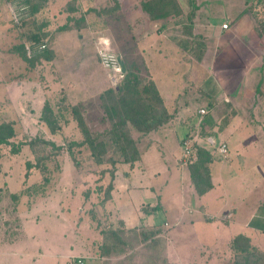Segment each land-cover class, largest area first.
<instances>
[{
	"label": "rangeland",
	"instance_id": "rangeland-1",
	"mask_svg": "<svg viewBox=\"0 0 264 264\" xmlns=\"http://www.w3.org/2000/svg\"><path fill=\"white\" fill-rule=\"evenodd\" d=\"M95 1L100 7L108 3V0ZM162 1L122 0V20L107 21V26L103 25L104 30L101 29V23L98 24V28L108 36L111 42L110 50L119 57L123 70L127 68L128 63L133 64L134 61L137 64V73L140 78L138 89L141 90L147 82H151L157 93L156 78H152L149 72L143 68L145 54H143L142 41L145 40V36H149L154 31H161L160 38L167 37L168 40L175 43L176 32H180L183 27V34L186 35L185 29L190 25L187 22L169 23L163 29H156L159 26L158 23L144 22L143 19H140L144 14L146 15L147 11H151L154 15L160 14L161 10L165 9L161 6ZM188 8L189 6L183 7L184 19L189 13ZM44 13L46 12L43 11L42 14ZM133 18L136 19V24L129 23ZM263 21L264 0H195V40L191 41L192 39L185 36L182 38L183 34L178 35L179 43H184V45L182 44L184 63L177 73L181 75L184 87L192 83L193 71L190 68V63L195 55V87L200 86L205 80L206 72L213 67L211 75H213L214 82L221 84L226 90H231L230 95L223 93L216 95L214 98L217 101L213 104L210 103L212 101L205 99L202 87L195 88V120L200 123L202 119L203 121H206V118L210 119L208 124L197 123L198 126H195V129L198 130L202 142H205L203 138L206 135L213 134L217 138L214 145L224 139L227 147L231 148L234 143L240 141V136L233 133L234 130H245L247 133L243 134V139L247 140L245 143L243 142V150L254 155L257 152L259 155L258 157H248L247 153V157L245 155L239 157V151L235 150L238 158L231 159L227 166L229 165L232 170L235 161L237 167L234 168L240 173H249L253 166L247 165V161L251 163L252 158H255V160H259L257 164L261 166L264 174V35L261 33L260 26V22L263 23ZM148 36L147 39H149ZM159 40L161 39L158 37L157 41L159 42ZM138 42L142 46L136 45L137 48L134 51L133 43L137 44ZM185 43L195 44L193 54L185 50ZM13 44H15L14 40ZM21 47L23 48L22 45ZM120 49H122L126 61L122 59V55L119 53ZM168 49L173 51L174 46ZM156 51H159V47ZM198 54H202L201 59L205 60L202 64L198 63L201 59L196 60ZM155 57L154 61L158 62L159 56ZM78 72L80 71L78 70ZM91 73L96 81L94 88L90 89L88 94L92 100L83 104L79 103L78 97H75L76 94L73 93L69 96L71 102L66 99L65 103H61L59 100L56 101L55 96L52 95V101L49 102V105L43 106L40 115L39 111L36 112L33 109L37 108V105L33 106L29 102L10 101V98L4 102V98L0 96V126H8L13 135L8 138L7 144H0V244L9 245L0 247V264H29L30 261L23 258L20 253L24 256L32 253L37 255L36 249L39 247L33 248V244L36 245L35 242L45 248L44 244L50 243L54 239L53 244L55 245L49 251L66 250L67 244L61 240L59 232L61 230L54 231L52 228L57 221L54 217L66 225L61 229L67 230V232L69 230V234L80 230L79 225L84 219L91 229L102 231V237L95 236L93 241L91 240L92 244L99 243L98 249L94 247L87 254L79 250V254L84 252L86 256L93 255L98 264H169L167 256L164 254V248L165 242L166 245L174 243L170 228L169 231L161 229L159 235L152 236L148 231L132 232L123 229L121 231L118 221L111 217V209L108 210L105 207L108 202L106 199L108 186H112L116 174L119 178L124 177L129 163H124L121 151L116 150L110 141L101 135L110 126L102 110L101 98L106 92L103 91L102 84L106 82L107 76L98 67ZM9 74L11 73L9 72ZM54 77H50L49 81L44 79V83H50ZM73 92L76 91L73 90ZM56 94L58 98L65 99L57 90ZM150 97L152 96L150 95ZM155 101H152L155 108L152 115L155 118L153 120L151 114L148 118L151 124L160 119L165 121L161 110L166 108L162 102L156 104ZM44 108H49L51 114L44 113ZM200 109H204L203 115L199 113ZM117 110L119 109L117 108ZM166 111L168 110L166 109ZM172 111L173 109L169 110L168 114L166 113L169 116L167 122L173 124L175 131L181 130L182 119H172L174 117L170 114ZM45 116L50 120L56 119L58 129L54 134L50 132L48 124L43 121ZM79 119L88 132L93 135L92 138H97L95 142L103 145V152L98 156V159L92 157L87 144L72 145L70 151L67 150L72 142L78 143L83 140L84 136L78 125ZM118 119V117L114 118V120ZM163 121L155 130H152L153 134H149L152 131L141 134L129 123L126 127L124 126L123 132H126L135 142L138 160L142 150L151 142V138L154 141L155 135L158 137L160 129L167 124ZM183 121L185 120L183 119ZM137 125L144 126L140 121ZM181 135L182 130L180 134H177L180 142L175 144L176 140H174L171 144L175 145L174 149L177 150L178 156L181 154L183 156L184 152L181 151L183 148ZM195 146L200 147L201 141L195 143ZM253 148H255L254 151ZM210 155L212 162L209 163L207 169L209 178H211V173H216L218 164L227 160L225 156L224 158L218 157L216 152L215 154L214 152L210 153ZM182 159H186V164L180 166L181 162L175 161V167L177 169L181 167L183 173L189 174L188 186L194 187L188 166L196 159V156L188 158L183 156ZM28 164L31 165L30 168ZM180 174L182 175V173ZM257 188L264 193V177L257 182ZM57 202L61 207H58L56 211ZM96 206L101 207L99 217L94 211ZM35 207L36 210L33 211ZM69 208L74 210V213L70 215L72 218L71 222L69 221L70 228H68L66 220L68 218L65 215V212H69ZM58 211L63 215L54 214ZM33 226L39 227L40 230H36ZM249 241L257 251L264 252V236L256 240L258 245L251 244L250 239ZM100 244L102 245L99 246ZM41 246L39 254L46 257L48 254L46 255V252L41 250ZM80 247L82 248V245ZM229 249L228 251H230ZM96 253L97 257H95ZM194 254L195 252L189 256L185 255L184 264H195L192 263ZM36 255L33 258L40 261L35 264H46L42 262L41 256L39 258ZM101 255L109 258L99 260ZM168 256L170 257V255ZM217 258L220 259L219 264H232L233 253L231 252L229 255L222 252ZM171 261L174 262L172 259ZM67 264H74L73 260ZM85 264H91V262Z\"/></svg>",
	"mask_w": 264,
	"mask_h": 264
},
{
	"label": "crops",
	"instance_id": "crops-1",
	"mask_svg": "<svg viewBox=\"0 0 264 264\" xmlns=\"http://www.w3.org/2000/svg\"><path fill=\"white\" fill-rule=\"evenodd\" d=\"M26 1H30L34 6L38 4V11L34 14H31L30 11L22 12V16L15 23L12 10L21 8V6L26 7L24 0H0V96L4 98V102H7L8 98L10 101L19 103L29 102L33 106L37 105V108L33 109L36 112L39 111V115L43 106L49 105V102L52 101V95L55 96L56 101L59 100L62 103L66 99L69 100V96L75 93L78 102L83 104L92 100L88 94L90 89L94 88L96 81L91 72L97 67L107 76L106 82L102 84L104 92L118 86L122 79L101 66L97 50L101 44H107L109 49L111 48L108 36L103 34V25L107 26V21L122 20V0H108V3L102 7L95 0ZM142 2H146V0H142ZM169 3L172 4V8H175L172 9V13L167 14L166 9L155 15L151 11H147L146 15L144 14L140 19H143L144 22L158 23L159 26L156 29H163L169 23L187 22L191 28L190 37L183 34V27L180 32H176L175 43L168 40L166 36L165 39L160 38L162 36L160 30V32L154 31L149 36L147 35L149 39L145 36V40L142 41L143 54H145L143 68L149 72L152 78H156L155 86L161 102L168 111L173 109L170 113L174 116L172 119H182L181 143L188 141L190 147V145L201 141V146L204 149L215 154L217 146L226 145V142L222 139L219 140L220 143L214 145L217 138L213 134L206 135L203 138L205 142L199 138L198 130L195 129L199 123L195 120V88L202 87L205 99L212 101L210 103L213 104L217 101L214 98L216 95L220 93L230 95L231 90H226L221 84L214 82L213 75H211L213 67L206 72L205 80L200 86L195 87V55L190 63V68L193 71L192 83L184 87L181 75L177 73L184 63L182 50L184 43L180 44L178 40L182 34V38L185 36L192 39L191 41L195 40V0H174L173 3L170 0H163L161 6L165 7ZM115 6H119L120 9L115 12L109 10ZM184 6H189V13L186 14L185 19L182 15ZM43 11L46 13L42 14ZM131 22L136 24L137 21L133 18L129 21V23ZM99 23H101L102 30L98 28ZM158 37L161 39L159 42L157 41ZM37 38L38 41H35ZM13 40L15 44H13ZM138 43H133L134 51H136V45H141ZM41 45L45 47L39 50L38 47ZM172 46H174L173 51H169L168 48ZM157 47H159V51H156ZM193 52L194 50L192 54ZM119 53L126 61L122 49ZM156 55L159 56L158 62L154 61ZM204 61L201 59L198 63L202 64ZM127 66L130 70H138L134 61L133 64L128 63ZM52 75L55 76L54 80L44 83V79L49 81L50 77H53ZM56 90L65 99L58 98ZM209 121L210 119L206 118V121L202 119L200 123L204 125ZM173 128V124L167 122L165 127L160 129L159 136L155 135L154 141L151 138V142L142 150L140 159L128 165L124 177L119 178L117 174L115 175L108 202L104 206L108 210L111 209V217L118 221L121 231L122 229L132 232L148 231L152 236L159 235L161 229L163 231L170 228L174 243L166 245L165 242L164 248V254H166L169 264H184L185 255L189 256L193 252L195 254L192 256V263L217 264L220 261L217 257L222 252L230 255L229 245L237 235L245 236L251 240V244L258 245L256 240L264 236V193L257 188V182L263 179L264 174L261 166L257 164L259 160L252 158L251 163L247 161V165L253 166V169L249 171L250 174L237 172L235 161L232 170L229 165L227 166L231 159L238 158L235 150L239 151V157L248 156L249 153L247 152V154L246 150H243V144L247 140L243 139V134L247 132L240 129L234 130L233 133L240 136V141L234 143L232 148L226 145L225 159L227 160L217 163L219 167L216 173H211V189L199 195L194 187L188 186L189 174L183 173V168L175 167L176 162H181L180 166L186 164V159H182L183 156L188 158L195 153L190 148L191 154L186 156L183 152L184 145L182 150L180 145L183 156L182 154L178 156L177 150L174 149L175 145L171 144L174 140L177 141L175 144L180 142L177 134H180L181 130L175 131ZM149 134H153V131ZM210 139L213 143H209ZM206 141L208 142L206 143ZM258 155L259 153L256 152L255 155L252 153L248 157H258ZM251 178L253 180H250ZM100 206H96L94 210L97 217H99ZM58 207L61 206L57 202L56 211ZM34 210L36 207L33 208ZM72 213H74L72 208H69L68 213L65 212L68 218L66 219L68 228L71 225L69 221L72 219L70 216ZM54 214L61 215L62 212L58 211ZM54 218L57 221L56 226L54 225L52 228L54 231L61 230L59 231L61 240L67 244V249L49 251L55 245L53 239L52 242L47 243L48 245L44 244L45 248L35 242L36 245L33 244V248L39 247L35 248L37 255L25 254L26 258L20 253L21 256L28 259L29 264L38 263L40 260L33 257L36 255L40 258L42 255L39 254L41 246V250L43 249L46 255L48 254L46 257L41 256L42 262L46 264H67L70 260H73L74 264H85L89 261L91 264H98L93 255L86 256L84 252L87 254L94 247L98 249L99 243L92 244L91 242L95 236L102 237V231H94V228L91 229L84 219L79 225L80 230L69 234V230L67 232V230L61 229L66 225L57 217ZM33 227L40 230L39 227ZM7 246L9 245L0 244V247ZM79 250L84 251L83 254H79ZM171 255L174 256L171 257ZM95 257H97V253ZM108 258L101 255L99 260ZM171 259L174 260L173 263Z\"/></svg>",
	"mask_w": 264,
	"mask_h": 264
},
{
	"label": "trees",
	"instance_id": "trees-1",
	"mask_svg": "<svg viewBox=\"0 0 264 264\" xmlns=\"http://www.w3.org/2000/svg\"><path fill=\"white\" fill-rule=\"evenodd\" d=\"M170 2H174V0H170ZM26 5V12L30 11L31 14H34L38 11L39 5L35 4V6L30 2L24 0ZM172 4H167L165 9L167 14L172 13L171 7ZM120 9L119 6H115L109 9L112 12ZM261 33L264 35V21L260 22ZM190 26L185 29L186 36L188 37L190 34ZM190 37V36H189ZM38 41V38L35 40ZM185 50L188 52H192L195 50L194 43H185ZM202 48V46H201ZM203 50V49H201ZM202 54L197 55V60L201 59ZM125 68V73L122 80L119 82L118 86L112 90L106 91L102 95V110L106 115L107 122L109 123V129L101 134L105 139L109 140L112 146L115 149L121 151V155L123 157L124 163L132 164L136 160H138V150L135 146V142L131 139V137L123 132L124 126L131 124L135 127V129L141 134H147L152 130H155L160 123L163 121L160 119L158 122L151 124L148 121L150 114L154 120L155 116L152 114L155 112V108L152 104L153 100H156V104H161V100L158 96L157 91L154 88V85L151 82H147L145 86L142 87L141 90L138 89V84L140 82V78L138 76V71L134 69L130 70L128 66ZM150 95L152 97H150ZM117 108L119 110H117ZM122 109V110H121ZM161 115L165 118L164 123H167L169 116L166 114V110H161ZM49 112V108H44V113ZM51 114V113H50ZM115 117H118V120H114ZM56 119L50 120L45 116L43 121H45L50 127V132L52 134L55 133V130L58 129ZM142 122L144 125L140 127L137 125ZM163 124V123H162ZM78 125L80 126V130L83 133V140L81 142L75 143L72 142L67 150L70 151V147L72 145L82 146L87 144L90 148L92 157H96L102 154L103 145L101 143H96L95 140L97 138H92V134L88 132V130L84 127L83 122L79 119ZM11 129L8 126H0V144H7L8 138L12 137ZM191 149L195 150L196 159L189 164L188 169L190 171V177L192 183L194 185V189L197 194L202 195L209 189H211V183L209 178V172L207 171L209 163L212 162V157L210 153L204 149L203 147L191 145ZM97 163H100L97 161ZM29 168L31 165H29ZM111 187L108 186L106 199H109V192ZM115 235V233H113ZM116 236V235H115ZM230 250L233 253V261L232 264H264V252L257 251L254 247L250 245V241L247 237L242 235L235 236L230 244Z\"/></svg>",
	"mask_w": 264,
	"mask_h": 264
},
{
	"label": "built area",
	"instance_id": "built-area-1",
	"mask_svg": "<svg viewBox=\"0 0 264 264\" xmlns=\"http://www.w3.org/2000/svg\"><path fill=\"white\" fill-rule=\"evenodd\" d=\"M22 12L26 13V7H22L21 8H15L14 10H12V17L14 22H18V20L20 19V16H22ZM224 28H226V26H224ZM107 44H101L98 47L97 50V55H98V60L101 64V66L110 71L114 76H117L119 79L123 78L124 76V70L122 67V64L118 58V56L116 54H114L108 47ZM44 45H41L39 48V50L44 49ZM199 113L201 115H203L205 113L204 109H200ZM209 143H213V141L210 139ZM184 145V153L186 156H189L191 154L190 151V147L188 144V141L183 143ZM227 154V147L225 144H220L217 146L216 149V155L224 157Z\"/></svg>",
	"mask_w": 264,
	"mask_h": 264
},
{
	"label": "bare ground",
	"instance_id": "bare-ground-1",
	"mask_svg": "<svg viewBox=\"0 0 264 264\" xmlns=\"http://www.w3.org/2000/svg\"><path fill=\"white\" fill-rule=\"evenodd\" d=\"M27 51V50H26ZM30 52V51H29Z\"/></svg>",
	"mask_w": 264,
	"mask_h": 264
}]
</instances>
